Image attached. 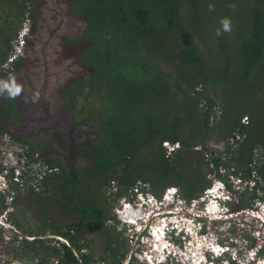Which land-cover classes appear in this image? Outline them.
Wrapping results in <instances>:
<instances>
[{"label":"trees","instance_id":"1","mask_svg":"<svg viewBox=\"0 0 264 264\" xmlns=\"http://www.w3.org/2000/svg\"><path fill=\"white\" fill-rule=\"evenodd\" d=\"M45 2L0 0L12 5V16L17 18L0 28V93L4 98L0 135L8 133L26 149L27 164L43 167L37 171L40 179L34 177L42 191L34 185L27 189L34 195L28 199L37 200L39 210L22 208L23 214L29 211L36 220L25 227L13 218L15 210L10 213L23 234L25 254L15 253L17 264H29L23 260L30 257L28 251L39 256L46 249L56 262L43 257L36 264H92V253L82 251L81 240L96 227L101 230V240L103 234L108 240L102 252L110 250L115 260L123 258L126 253L113 247L119 239L107 227V220L113 217L110 206L102 201L112 198L108 194L115 193L113 187L121 196L139 183L148 184L158 196L176 185L186 200L197 198L212 185L200 168L208 162L203 150L215 131L218 138L207 153L215 165V176L228 182L220 173L223 164L236 169L242 180H254L252 186L236 191L241 208L252 209L251 200H264V0H55L65 10L63 20L70 17L74 25H67L71 30L60 35L61 41L83 70L60 87L62 100L71 102V115L76 118L69 122L68 130L53 123L34 133L23 128L27 115L21 107L22 91L16 96L8 91L22 83L11 74H27L22 68L32 55L24 52L10 68L1 65L26 18L31 22V34L36 31ZM224 18L231 21L229 32L222 29ZM11 30L15 31L11 34ZM204 47L212 51L207 62ZM225 83L229 84L226 88ZM85 90L100 96L97 111L86 97L78 99ZM79 109L87 115L80 117ZM244 117L247 122L242 121ZM234 133L239 138L221 150L220 141L236 138ZM165 141L180 146L170 151ZM223 154L229 156L228 162L223 161ZM188 157L196 162L192 171ZM89 180L96 183L94 196L86 191ZM57 182L65 183L54 192L52 186ZM20 184L12 185L9 204L7 195L0 193V213L9 207L21 208ZM79 187L82 191H77ZM42 193L55 197L53 204L69 213L68 223L52 218ZM47 229L68 242H60L59 249L46 246L43 236ZM3 231L0 227V243Z\"/></svg>","mask_w":264,"mask_h":264},{"label":"rangeland","instance_id":"2","mask_svg":"<svg viewBox=\"0 0 264 264\" xmlns=\"http://www.w3.org/2000/svg\"><path fill=\"white\" fill-rule=\"evenodd\" d=\"M10 7H12L11 4L8 3H0V28H2V25L5 21H15L17 18L15 16H12L14 10ZM10 9V10H9ZM45 12L40 15L41 20L38 19V28H36V31H34L33 34L30 33L29 37L33 41V44L31 45L28 41L25 44V48L23 50V53L26 52L30 54L31 58L28 60V63L23 66L22 70L23 72H26L27 74L23 73H13L11 75L16 76L20 81H22L21 84L18 86L21 88V91L23 93L22 95V111L26 113L25 121L27 122V125L24 124L23 128L25 130H33L34 133H39V129L44 126H50L53 123H56L60 128H63L64 131L69 129V122H73L76 117H73L71 114L73 113L71 102L66 99V102H64L62 99V96L60 95V87L66 86L68 82H70L73 77L80 75L79 72L83 71L78 65L76 61H74V58L72 56V53L70 50H65L64 45L61 41V34L64 32H69L71 27L74 25H71L73 22L72 18L68 17L65 20H63V14H65L64 8L55 3V0H46L44 4ZM43 10V9H42ZM9 12V13H7ZM15 14V13H14ZM13 14V15H14ZM10 15V16H8ZM30 21L26 18L21 23V29L28 30L30 28ZM62 23V24H60ZM70 25V26H67ZM27 27V28H25ZM20 27L18 28V30ZM18 30H16V34L18 33ZM15 30H11V34ZM17 36V35H16ZM15 36V38H16ZM15 38L13 39L15 41ZM0 38V50L2 49L1 40ZM30 45V47H29ZM28 46V49L26 48ZM211 46H214L213 43ZM211 49L209 47H204L202 50V54L204 55L205 62L209 59V54L211 53ZM37 56L39 58L37 59ZM48 57V58H47ZM11 58H14V55L9 51L8 52V59L5 61L1 67H7L10 63L9 60ZM25 68V69H24ZM180 68L185 69L184 66H181ZM165 69H169L165 67ZM86 72V71H85ZM17 74V75H16ZM219 79V77H217ZM229 82H232L231 78H229ZM3 83V82H1ZM228 86L229 84H224ZM223 85V86H224ZM212 86H210V89ZM228 88L227 90H229ZM226 90V91H227ZM251 93V92H250ZM249 93V94H250ZM248 94V96H249ZM94 95V94H93ZM92 95V96H93ZM221 95V94H220ZM91 94H88V90H85L78 99L81 101L86 97V101L89 99V102L92 106L96 108L100 105V96L98 97H92ZM3 99V100H2ZM218 101L221 99L220 97L217 98ZM4 102V98L2 93H0V106ZM48 103V106L45 107V104ZM81 113H79V116H86L87 113H83L82 109H79ZM246 117V116H245ZM245 117L242 119V121L247 122L248 120L245 119ZM10 125L11 122L8 119ZM9 126V125H8ZM11 128V127H10ZM8 134V133H7ZM42 134V133H41ZM9 135V134H8ZM43 135V134H42ZM236 138H229L226 140H222L219 143V147L224 149L227 145V143H233L234 139H238L237 133H234ZM233 135V136H234ZM39 138H46L38 136ZM218 138V134L215 132L209 134L208 136V145L205 150H203L204 156L206 157L205 160L208 161L207 164H203L200 168L201 173L206 174L207 179L212 180L211 187L213 188V192H218L219 186H220V179L215 176L216 174L213 171V167L215 166L211 160L208 157V154L210 152L211 145L216 142ZM177 146H180V143L177 142ZM59 144V143H58ZM57 144V146H58ZM53 145H56L55 142H53ZM172 146V145H171ZM20 147H17V144L15 141H13L9 136L6 135H0V169L3 170L5 173L7 170H9V167L14 163H16V157L13 161L11 158H9L7 155L12 154L14 152H18ZM174 149L176 147L174 146ZM195 149L199 151L201 149L200 145L195 146ZM174 151V150H173ZM36 155V154H35ZM192 155H196L199 157L200 155L197 154V152H193ZM222 155L223 161L228 162L229 156ZM39 156V155H38ZM82 160H85L84 158H81ZM188 162L192 163L193 165L191 167V171L195 168L196 162L193 160L187 159ZM26 163V158H25ZM25 169L29 170V173L27 175V181L21 186V198H22V206L21 208L17 209L16 207H9L2 213H0V227L4 230L3 231V241L0 243V264L4 263H13L17 264L15 262V253L19 254H25L24 250L22 249L23 245V234L20 229H18L14 222L11 221L10 213L12 210H15L13 213V218H16L17 220L21 221L23 226H28L30 222H34L36 220L33 216V214L29 211L23 214L22 208H35L39 210V202L37 200L35 202H32L29 198V196L34 197L33 193L29 192L27 189L30 187V185H34V187L38 190V192L42 191L41 186L39 185L40 181L38 183H35L36 180L34 179V174L36 173V169H42V166H39L38 163H35V166H32V168L24 166ZM212 169V170H211ZM34 173V174H33ZM193 173V172H192ZM220 173L223 176H226L227 179L231 182L234 190H240L241 188H245V186L248 184L252 186L255 182L254 180L245 181L246 179L242 180L240 177V173L233 168H226L223 164L220 168ZM41 176V173H38V177ZM40 179V178H39ZM87 193L90 192V194H97V188L96 183L91 182L90 180L87 181ZM65 182H57L52 186L53 191L58 192L60 188L64 185ZM176 186V185H174ZM172 187V186H171ZM169 187V188H171ZM168 189V188H167ZM166 189V190H167ZM112 192H117L116 188L111 189ZM136 188L132 187L128 192L121 196H117V194H111L109 193V197H115L116 200L112 201V198L105 202L102 201L103 205H109L111 209L112 218L107 220V227H109L112 231V236L119 239V241H115L113 243V247H117L120 253H126V255L123 258L119 257L118 261L114 259L113 256L110 255V250L108 252L103 253L102 247L105 246L107 243L106 235H102L103 240H101V230H99L98 227L95 228V231L88 233L87 237L81 240L82 242V251L87 253H92L93 262L92 264H165L166 262V254H167V248L162 253L160 250L155 251V243L156 241L151 240V236L146 235L141 238V240L137 239V236L132 229L129 228V226H126L121 219H119V214L117 212L120 211V208H117L120 206V202L124 200H129L132 197H135V194L133 191H135ZM218 190V191H216ZM11 191V190H10ZM77 191H82L79 187ZM9 192V191H8ZM8 192H6L4 195H7V198L5 199L6 202L9 204L11 201V197L8 195ZM166 192V191H165ZM173 192V191H172ZM16 194V192H15ZM46 198V204L45 206H48V209H50V214L52 218L56 222H69L67 219L69 213L60 205L53 204L55 202V197H49L48 194L42 193ZM41 194V195H42ZM165 194V193H164ZM204 191L201 192L199 195H203ZM115 195V196H114ZM249 195V193H248ZM247 195V196H248ZM94 196V195H93ZM156 196V195H155ZM200 197V196H199ZM161 198V196H159ZM233 198V206L234 210L233 213L228 216V218L224 219L222 223L219 224V227H223L225 225V228L222 230L225 231V236H227V239H225V242H228L230 244V248L232 249L231 255L236 258V263L230 262L232 264H252L250 261L251 253L260 252L261 249L264 250V200H251L252 206L254 209H257L254 211L255 214H251V210L241 208L240 202L241 199L239 198V195L237 193H232ZM199 200V199H198ZM181 202L180 206H178L177 209H173L176 213L183 214L178 215L175 219H177L176 224L179 225L178 230L180 228H184V230L189 229L187 231L188 233L190 231L195 232V227L197 226V222L195 220V217L191 214H187V212H184L185 208H188L190 203L185 202L184 200L176 201ZM189 202H192L193 204L197 203V198H193ZM156 203V201L154 202ZM204 205L202 207L201 202H198V205L195 206V208H190L192 212L196 213L197 211H201L202 208L205 209ZM131 207H133L131 205ZM242 209V210H241ZM129 216H132V208L130 209V212H127ZM155 213L152 215V217L157 219ZM187 216V218H186ZM174 218V217H173ZM134 219L136 222H140L139 220ZM159 221V220H158ZM173 221L171 218L170 220L165 219V223H170ZM156 223H154L155 225ZM232 225V226H231ZM155 227V226H154ZM130 229V230H129ZM230 229V231L227 232V230ZM213 230V234L216 235V232L218 230ZM154 231V230H153ZM187 232H179L178 236L182 239L183 246L179 247L177 252L175 254V257H172L169 259L167 264H174L176 261H180L182 264H192L190 262L191 256H195V258L199 255V252L203 251L206 246L209 245V241L212 240V236H207V239L202 241V239L206 236H203L201 234H197L195 237L194 234H190L194 237H189L187 235ZM170 235H165L163 242L158 241L159 243H168L166 241V238L171 237ZM155 237V234H154ZM29 239H32L33 237H28ZM60 238V239H59ZM43 239L45 240L46 246H55L56 248H60V242H68L67 238L60 236V235H54L50 229H47L46 234L43 236ZM170 240V239H168ZM90 242V245L87 243ZM188 242V243H187ZM201 245H198V244ZM173 245H170L172 247ZM177 248V246H176ZM43 251V250H42ZM159 251V252H158ZM148 253H151L152 256H150ZM188 253V254H187ZM192 255H191V254ZM241 253V254H240ZM27 254L30 255L23 257V260L26 261V263L29 262V264H36L40 259L43 257L49 258L50 261L54 260L55 257L52 254L50 249H46L43 251L42 255H36V253H32L30 251L27 252ZM119 256V254L117 255ZM225 257H229V255H223ZM255 256V255H254ZM105 257V259L103 258ZM165 257V258H164ZM185 257V259H184ZM190 257V258H189ZM260 259L255 264H264V253L259 254ZM144 259V262L140 263L139 261ZM163 258L165 260H163ZM159 259L162 260V262L159 261ZM158 260V261H157ZM211 260V259H210ZM209 260V261H210ZM48 260V262H50ZM213 264H229L227 263V259L223 258L222 260H216L213 259ZM56 262V260H54ZM19 264V263H18Z\"/></svg>","mask_w":264,"mask_h":264},{"label":"clouds","instance_id":"3","mask_svg":"<svg viewBox=\"0 0 264 264\" xmlns=\"http://www.w3.org/2000/svg\"><path fill=\"white\" fill-rule=\"evenodd\" d=\"M213 7H214L213 5H209L210 9H212ZM221 25L224 32L231 31V21L228 18L222 19ZM30 33H31V28H28V30H24L21 29L20 27L16 38L14 37L15 41L12 40V45L14 47L11 50V53L12 55H14V58H11V60H9L10 63L8 64V66L4 68H10L11 63L14 60H16V58L19 55L23 54V50L25 48V44L27 43V39L30 38L29 37ZM220 34H221L220 30H217V35ZM2 91L3 90L0 89V92ZM8 91H9V95L16 96L20 93L21 88L18 85H13V87L9 88ZM4 135L10 137V135H8L7 133H5ZM164 144L167 147H169L170 151L175 150L174 146L178 148L177 142L172 144L168 141H165ZM17 147L18 148L20 147L18 152H14L12 154L7 155L13 161L15 160L16 157V163L15 164L13 163L9 167V170H7L5 173L3 172L2 169H0V193L5 194L8 191L10 192V190L12 189V185H15L17 182L21 183L20 185L24 184L27 181V175L29 173V170L25 169L24 166L29 168L35 166V163L27 164V162H29V158L27 156L26 149L25 148L22 149V147L19 146L18 144ZM25 158H26V163H25ZM37 171L38 170L36 169L37 174L33 176L39 179L41 176L38 177ZM36 178L34 179L36 180ZM220 180H221L219 186L220 190L219 191L216 190L218 192L214 193L212 187L207 188L206 190H204V194L202 196L199 195L200 197L199 196L197 197V203L193 205L192 202H189L188 200H186L181 196V192L178 186L171 185L172 187L171 186L166 187L161 195V198H159V196L152 191L151 187L148 184L139 183L138 185L134 186L136 188V190L133 191L135 197L130 198L128 201L127 200L121 201L120 206L117 207L120 208V211L117 212V214H119V219H121L126 226H129V228L132 229L136 235H138L137 236L138 240H141V238L145 236V234L151 236L152 238L151 240H154V231H153L155 226L154 223L159 222L158 221L159 219L170 220L171 218L173 221H171L169 224L168 223L165 224L168 226L166 227L167 232H169L168 235L172 234V236L169 237L170 238L169 243L173 244V246L170 249H167L166 262H165V264H167L169 259L175 257L176 253H179L175 249H179V247L183 246L182 239L185 237L180 238V236H178V233L181 231L185 233L189 231V229L184 230V228L183 229L180 228V230H178L179 225L176 224L177 219L175 218L177 217V214L181 216L183 214L176 213L173 210V209H177L178 206H180L181 204V202H176V201L184 200L185 202L190 203L188 208H185L184 212H187V214L184 215H188V214L193 215L197 222V226L195 227V232L203 236L206 235L212 236V240L209 241V245L206 246L203 251L199 252V255L196 258L192 256L190 262L192 264H213L214 263L213 259L221 261L223 258V262H224V259L226 258L227 263L232 264L230 262L232 261L234 263L236 261L234 255H236L237 253L234 254L233 256L231 255L230 253L232 252V249L230 248L231 246L228 242L224 241L225 239H227V236H225L226 232L225 231L222 232V230L225 228V225L223 227L221 226L220 228L219 224L222 223L224 219L228 218V216L233 213L234 206H233L232 193L233 192L237 193L236 191L238 190H234L229 180L228 182L222 179ZM155 201L156 203H154ZM198 202H201L202 207L206 205L205 209L202 208L201 211H197L196 213H194L191 211L190 208H195V206L198 205ZM131 205L133 207H131ZM131 208H132V214H131L132 216H129L127 212H130ZM155 213H157L156 220L154 217H152V215H154ZM132 218H135L140 222H136ZM212 228L214 230H218L216 232V235L213 234ZM228 231H230V229H228L227 232ZM195 232L194 231H190L189 233L187 232V235L189 237H194L190 235V234H194L196 237L197 234ZM206 239L207 236L204 237L202 241ZM169 243H166L165 245L167 246L169 245ZM260 252L256 251V253L252 252L250 254L251 255L250 261L252 262V264L258 262V260L260 259L259 257ZM148 254L152 256L151 253ZM223 255H229V257H225ZM164 258L163 260H165ZM262 258L264 259V257ZM159 261L162 262L161 259H159ZM139 262L140 263L144 262V259L141 258Z\"/></svg>","mask_w":264,"mask_h":264},{"label":"bare ground","instance_id":"4","mask_svg":"<svg viewBox=\"0 0 264 264\" xmlns=\"http://www.w3.org/2000/svg\"><path fill=\"white\" fill-rule=\"evenodd\" d=\"M165 220H162V219H159V222H156L155 224V227H154V234H155V237H154V241H156L155 243V251L156 250H160L162 253L164 252V250L167 248V249H170V245H173L172 243L170 244V240H168V238H166V241L169 243V245H165L166 242L164 243H159L158 241H161L163 242L164 240V236H165V229H164V222ZM198 245H201L200 243ZM217 248V247H216ZM159 252V251H158ZM188 254V253H187ZM191 254V253H190ZM192 255V254H191ZM197 254H195L193 257L195 258ZM192 257V256H191ZM190 258V257H189ZM185 259V257H184ZM191 259V258H190Z\"/></svg>","mask_w":264,"mask_h":264},{"label":"flooded vegetation","instance_id":"5","mask_svg":"<svg viewBox=\"0 0 264 264\" xmlns=\"http://www.w3.org/2000/svg\"><path fill=\"white\" fill-rule=\"evenodd\" d=\"M234 208V207H233ZM235 209V208H234ZM166 223H164V229H165V235H167L168 236V233L169 232H167V230H166V227H168L167 225H165ZM168 238V237H167ZM168 239H170V238H168Z\"/></svg>","mask_w":264,"mask_h":264},{"label":"built area","instance_id":"6","mask_svg":"<svg viewBox=\"0 0 264 264\" xmlns=\"http://www.w3.org/2000/svg\"><path fill=\"white\" fill-rule=\"evenodd\" d=\"M249 210H251V211H252V212H251V214H255V213H254V211H255L254 209H249Z\"/></svg>","mask_w":264,"mask_h":264},{"label":"water","instance_id":"7","mask_svg":"<svg viewBox=\"0 0 264 264\" xmlns=\"http://www.w3.org/2000/svg\"><path fill=\"white\" fill-rule=\"evenodd\" d=\"M174 264H182L180 261H176Z\"/></svg>","mask_w":264,"mask_h":264}]
</instances>
